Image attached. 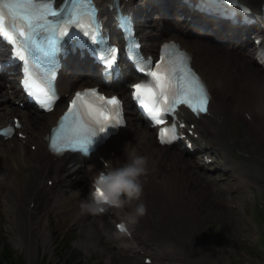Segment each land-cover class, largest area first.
Returning <instances> with one entry per match:
<instances>
[{"label":"bare ground","instance_id":"bare-ground-1","mask_svg":"<svg viewBox=\"0 0 264 264\" xmlns=\"http://www.w3.org/2000/svg\"><path fill=\"white\" fill-rule=\"evenodd\" d=\"M247 1L255 5L261 3V0ZM148 28L154 31L146 36L147 40L157 39L167 33V30H160L158 21L151 22ZM173 35L191 46L194 51L196 67L203 73L211 89L216 90V97L210 109L211 116L209 115V118L205 116L200 121L193 120L197 127L202 129V131L198 130L200 137L205 138L206 143L210 144L211 154H214L218 149L223 150L222 157L227 170L230 171L231 169L235 173H248L247 170L239 166L240 160L237 161L229 155L227 146L237 145L241 149L245 145L243 148L246 150L249 148L256 150L264 162V72L255 67L251 58L241 53L237 54L221 45L204 42L198 38H190L183 34L180 29L175 31ZM88 82H92L91 77L85 78L80 75L71 77L67 73L61 76V88L64 89V92L68 88L75 89ZM117 90L123 93L122 85L116 87ZM218 90L226 92L223 101H219ZM11 98L12 95L3 90V84L0 81V118L4 120L12 113L20 115L24 132L27 134L25 141L35 144V150L25 153L23 151L25 142L16 138H14L15 142L11 146L10 144H0V175L4 176V180L0 181V199L2 200L3 213L13 215L12 220H10L13 221L18 230L16 242L25 246L29 252L34 246L33 236L42 235L46 241L50 240L48 231L43 229L49 213H64L79 209L80 201L87 197L90 189L88 177L93 175L94 169L99 165L94 160L92 164L81 166L78 163V166L73 168L65 165L62 159L55 161L56 159L47 152V142L43 135L55 122L61 108L57 106L42 117L27 109L16 108L12 105ZM126 107L128 109V106ZM245 112H251L253 116L249 120L244 118L246 126L241 138H239L235 126L232 125L230 114L233 113L236 117H240ZM255 112L260 115V118L258 115L255 116ZM128 114L126 129L124 128L117 135L110 137L99 149L100 153L104 154L112 165H116L125 159L124 146L126 142H131V145L135 146L141 153L150 156L152 171L148 174V179L145 182L143 197L148 205V213L133 224L135 227L133 239L125 241V245L134 248L140 244L142 248H149L153 244H159L164 248L162 253L165 254L169 250L166 247L167 240L171 239L180 243L189 240L190 246L197 250L190 252L196 263L199 262L198 258L202 257L204 253L217 254L215 249L205 247V237L212 235L205 233L204 226L199 227L198 224L201 223L202 218V203H204V210L207 209L206 207L212 208L211 205L219 207V198L214 196L211 191L216 189L222 193V197L226 198L229 193L228 185L222 186L220 184V180L223 178L211 179L206 176L200 168H197L196 163L184 157L181 151H168L165 147L157 145L154 133L145 122L130 110H128ZM242 139L245 140V143ZM205 152L207 153V151ZM30 161L33 168L27 173H23L20 177L22 182L19 183L18 170H21L22 166ZM262 166L264 168V163ZM193 168L197 171H194ZM63 171L69 172L68 175H65ZM254 171L264 174L262 170ZM71 174L73 177L69 176ZM202 176L207 177L208 180ZM48 177L56 179L57 184H62L65 187H68L67 183L78 185L77 190L71 194L68 191L60 194L53 186L42 185L43 180L46 181ZM34 180L37 182L34 183ZM28 181L29 185H27ZM2 185H6V189L3 190ZM196 188L200 194V200H202L199 204H196L194 197L195 192L193 190ZM239 190L242 191L240 187ZM25 191L29 193L28 199L34 200L35 205L38 204L37 198L42 193L52 196L49 197L45 207L40 210L35 218L31 213L34 207L30 211L27 209L29 218L24 223L19 221L18 217L20 208L24 205L23 192ZM80 195L82 196L81 200H78ZM218 207L215 208L218 210ZM128 210V208H124L120 209L119 212L125 216ZM195 214L201 218L195 219ZM81 215L88 218L93 217L91 222L82 225L83 233L90 234L92 244L100 239L95 234L96 231H99V234L109 232L108 218H113L112 216L109 215L106 218L85 212ZM139 232H143V235ZM86 242L84 241L85 247ZM161 257L164 256L161 254Z\"/></svg>","mask_w":264,"mask_h":264},{"label":"snow or ice","instance_id":"snow-or-ice-1","mask_svg":"<svg viewBox=\"0 0 264 264\" xmlns=\"http://www.w3.org/2000/svg\"><path fill=\"white\" fill-rule=\"evenodd\" d=\"M97 11L92 0H71L69 7L62 6L58 0H0V37L13 46L12 56L23 61L21 82L43 108L51 111L58 95L56 70L49 61L47 67L39 65L42 74L34 71L33 50L51 55L65 38H72L73 27L96 40ZM134 47L139 48V45ZM168 48L169 44L163 45L164 50ZM117 52L114 46L101 52L106 78L111 76ZM133 58L139 71L147 76L131 85L132 95L154 123L164 124L167 114L175 113L181 105H187L197 115L209 111V89L191 66L187 52L178 45H173L171 54L162 51L159 61L154 64L143 56L134 55ZM121 113L122 101L116 95H105L95 87L75 92L70 106L50 132V150L57 154L69 149L89 151L101 134L107 136L110 130L124 123ZM15 123L19 125L20 121L17 119ZM10 130L11 126L4 129L5 132ZM180 135L173 123L161 129L159 138L167 144ZM117 226L121 231H127L124 223Z\"/></svg>","mask_w":264,"mask_h":264},{"label":"rangeland","instance_id":"rangeland-1","mask_svg":"<svg viewBox=\"0 0 264 264\" xmlns=\"http://www.w3.org/2000/svg\"><path fill=\"white\" fill-rule=\"evenodd\" d=\"M224 93V90H218L219 98H221ZM258 118H260V115H258ZM235 120L238 125L236 131L238 137L241 138L246 124L245 122L242 123L239 119ZM242 141L243 143L245 142L244 139H242ZM28 150L29 147L27 145L25 152ZM239 152L241 153L240 156L244 157H248L251 154L250 156L256 160V162H259V164L256 162L250 163L251 166L254 165V168L260 169L264 163L258 156L256 150L250 148L246 150L242 148ZM29 169H31V163L24 165V171H28ZM21 172L22 171L19 172V176H22L20 174ZM231 181L233 183L230 184L232 188L228 197L230 199H236L239 202L242 200V202L238 203L240 205L239 207H242V212H240L239 209L236 210L230 204H227L225 199L220 196L217 191L211 192L214 196L219 198V207L215 206L218 207V210L213 205H211L212 208L206 207L207 209L204 210V203H202L203 209L201 207V217L204 219L203 224L210 227L209 231L213 234L210 242L213 246L217 247L218 256L220 257H212L210 261L201 260L199 263L264 264L263 251L261 253L260 250H258L260 248L253 246L259 229L264 228V219L261 222L256 212H253L255 220L253 221L251 215L255 201H260V209L264 213V187L256 185L254 182L255 186H253V189L245 187L243 193H237L233 188L236 180ZM19 182H21V180ZM62 188L64 187H60L59 190ZM69 188H71L70 191L74 190V187ZM193 191L196 194L197 203H200V201L202 202L198 189L196 188ZM36 211L34 214H36ZM78 214L79 211L55 215L50 213L47 217V224L44 225L43 229L48 231L51 240L47 242L43 237L34 238L36 239V243L34 242L31 251L27 252L25 246H16V243L13 241V237L17 235V229L14 227L13 223L8 220L10 217L2 212L0 202V250L3 246H8L13 249V258L9 259L7 264L17 263L20 258L23 264H27V261L28 264H144L142 262V255L137 253V251L129 248L124 249L120 246L122 237L115 235L111 222L109 224L111 232L104 235H100L99 231L95 232L101 240L99 239L94 245L88 244L87 248L80 246L83 241L90 239L89 233H83L82 225L91 222L92 218L80 217L77 220ZM21 216L22 218L27 217L25 208H22ZM245 216L250 217L253 224L244 222ZM168 244L174 250V252L169 255L170 258H176L178 254H181L180 256L189 257V254H182L184 253L183 249L189 248L188 246L179 245L173 240H169ZM155 247L156 249H151L153 253H161V247L157 245ZM1 257L2 255L0 254V258ZM108 257L110 259H108Z\"/></svg>","mask_w":264,"mask_h":264},{"label":"clouds","instance_id":"clouds-1","mask_svg":"<svg viewBox=\"0 0 264 264\" xmlns=\"http://www.w3.org/2000/svg\"><path fill=\"white\" fill-rule=\"evenodd\" d=\"M125 159L101 171L92 183L87 197L80 201L82 212L100 215L110 207L128 208L122 223L135 224L148 213L144 201L145 182L152 171L150 156L141 153L131 142L124 146ZM4 176L0 175V181ZM128 233L124 231L121 235Z\"/></svg>","mask_w":264,"mask_h":264},{"label":"trees","instance_id":"trees-1","mask_svg":"<svg viewBox=\"0 0 264 264\" xmlns=\"http://www.w3.org/2000/svg\"><path fill=\"white\" fill-rule=\"evenodd\" d=\"M11 257V252L10 251H6L4 254H3V258L4 259H9ZM11 259V258H10ZM0 264H4V262H1L0 261Z\"/></svg>","mask_w":264,"mask_h":264}]
</instances>
